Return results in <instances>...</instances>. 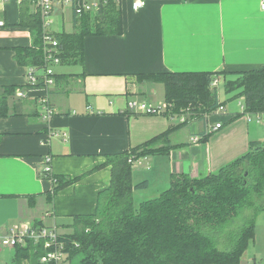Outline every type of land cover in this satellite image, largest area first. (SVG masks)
Listing matches in <instances>:
<instances>
[{
	"label": "crops",
	"instance_id": "0c3cea01",
	"mask_svg": "<svg viewBox=\"0 0 264 264\" xmlns=\"http://www.w3.org/2000/svg\"><path fill=\"white\" fill-rule=\"evenodd\" d=\"M134 1L121 0L122 36L87 37L84 65L60 64L55 73L62 77L54 86L30 89V68L19 66L14 57L16 48L33 45L30 31L19 25L21 0H0V100L6 90L15 89L8 116L0 118V240L15 225L40 220L63 231L61 225L74 216L95 213L99 194L110 186L111 167L96 170L51 199L53 182L41 176L47 158L54 175L76 179L105 165L108 155L177 128L169 141L158 144L161 149L170 146L168 154L133 163L134 185L148 183L134 191V201L142 203L147 200L140 191L148 195L159 186L154 193L158 197L170 188L172 176H208L245 155L252 144L264 143V114L243 113L242 98L235 99V106L226 104V113L206 124L196 119L183 127L171 116L128 109L130 101L153 102L162 89L165 104L164 85L140 83V74L233 73L263 67L262 0H145L139 11L133 9ZM67 7L54 8L48 33L75 31L73 8L68 15ZM36 8L31 5L32 12ZM223 92L220 101L228 103ZM44 99L54 112L49 120L44 119ZM238 114L243 116L232 121ZM218 123L221 129L210 130ZM205 131L211 134L208 141L192 142ZM55 133L67 137H49ZM13 256L14 248L0 245V258Z\"/></svg>",
	"mask_w": 264,
	"mask_h": 264
},
{
	"label": "trees",
	"instance_id": "16d2710c",
	"mask_svg": "<svg viewBox=\"0 0 264 264\" xmlns=\"http://www.w3.org/2000/svg\"><path fill=\"white\" fill-rule=\"evenodd\" d=\"M99 2L97 10L82 16L73 8V33L52 34L59 43L62 65H84L87 37L123 35L121 0ZM32 4L37 7L35 12L31 11ZM19 25L30 31L33 45L16 48V62L22 67L43 68L45 31L37 0H21ZM61 77L55 74L56 83ZM220 77L226 94H233V100L243 99L245 114H264V66L233 73L140 74L137 78L140 83L164 85L165 104L172 115L188 111L206 124L208 115L227 104L220 101V87L212 88L213 80ZM14 91L6 90L0 100V118L8 116V100ZM241 116L238 114L232 121ZM175 129L138 147L108 155L105 165L80 178L41 175L53 182L49 194L52 199L102 167L112 170L110 186L99 194L95 213L74 216L71 223L61 225L70 231L59 232L58 238L65 247V261L80 257L79 264L242 263L255 239V221L253 217L247 219V212L264 210L256 206L264 197V143L252 144L245 155L208 176L174 175L168 190L135 207L134 191L145 189L148 183L134 185L133 163L147 156L168 154L170 146L161 149L158 144L169 141ZM210 135L202 133V141H208ZM239 218L245 221L242 227ZM33 225L35 229L44 227L40 220ZM45 243V239L27 238L25 245L14 248L12 264H56L41 261L47 254ZM255 264H264V259Z\"/></svg>",
	"mask_w": 264,
	"mask_h": 264
},
{
	"label": "built area",
	"instance_id": "2783aa9c",
	"mask_svg": "<svg viewBox=\"0 0 264 264\" xmlns=\"http://www.w3.org/2000/svg\"><path fill=\"white\" fill-rule=\"evenodd\" d=\"M39 10L41 12L42 20H43V28L45 31L44 36V45H45V65L43 68H30L29 71V88H37L40 84L41 87L50 88L55 85V67L61 64V58L59 57V43L52 36V34L47 32V29L51 23V15L54 11V8L59 5H70L74 8L76 14L78 16H82L86 12H92L99 8L100 2L99 0H37ZM146 6L145 0H135L133 3V9L135 11H139ZM261 9L264 11V0L261 3ZM223 81L220 78H216L213 80L212 88H219L222 85ZM25 97V94L22 95ZM42 109L44 113V119L49 120L54 112L49 105L47 99H44L42 102ZM241 111L245 112V105L243 103L239 104ZM128 109L140 115L147 116H171L173 118H178L181 124H187L189 121H195L196 119L193 117L192 113L188 111H184L181 115H172V113L168 112V107L166 104L163 107H154L146 101L142 100H134L128 103ZM225 108L221 107L215 113L207 116V121L214 117H220L225 114ZM223 127V124L218 123L215 126H212L210 130H219ZM61 136L63 138L67 137L65 133H55L50 134L49 137ZM202 137L195 136L192 138V142L197 144L201 142ZM51 159L47 158L45 160V165L41 170V174L46 176L47 174H53L51 170ZM59 230L56 226L53 227H41L38 229L34 228L33 224H19L13 226L8 234L0 240V245L4 248H15L18 245H25L27 238H32L35 240L45 239V248L47 249V254L42 257L41 261L43 263L48 262H56V264H61L63 259L66 257L64 253V244L60 243L59 238Z\"/></svg>",
	"mask_w": 264,
	"mask_h": 264
},
{
	"label": "rangeland",
	"instance_id": "374dc122",
	"mask_svg": "<svg viewBox=\"0 0 264 264\" xmlns=\"http://www.w3.org/2000/svg\"><path fill=\"white\" fill-rule=\"evenodd\" d=\"M71 7H67V14L70 15L71 14ZM70 29V27H69ZM162 86V85H159ZM161 88H164L163 86ZM220 89H224L223 85L220 86ZM221 97L223 99H227L228 103L227 104H234V106L236 105V103L238 104L239 100H232L233 94H226L223 92V94L221 95ZM162 99V100H159ZM153 102L149 101L148 103L153 105L154 107H163V103H164V89H162V94H158L157 97H154L152 99ZM179 121L178 118H176V121ZM156 191H159V186H156L155 188L151 189L150 191H148V195L146 191H140V194H145L146 196L144 198H146V200H150V199H154L153 197H157ZM152 195V196H151ZM143 198V199H144ZM140 201L143 200H136V202L134 201L135 207H138L140 205ZM256 206L258 208H264V197H262L261 199H259L256 203ZM36 217H39V213H36ZM247 216L249 219L250 218H254L255 221V239L250 243L249 248L247 249V251L244 253L243 257H242V263L241 264H255V263H259L262 259H264V210L259 209L258 211H255L254 209H250L249 212H247ZM238 221H240V227H242L245 223V221H242L243 218H239L237 219ZM60 233H67L70 232L69 230H63V231H59ZM220 249L222 250H226L228 248H222L220 247ZM13 259H9L6 260V257L0 258V264H12ZM80 262V257L74 258L72 260H66L65 258L63 259V261L61 262V264H79Z\"/></svg>",
	"mask_w": 264,
	"mask_h": 264
}]
</instances>
